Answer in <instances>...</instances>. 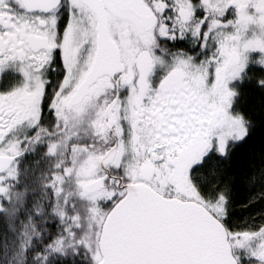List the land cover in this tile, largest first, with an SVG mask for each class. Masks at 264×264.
Here are the masks:
<instances>
[{"label":"snow or ice","instance_id":"snow-or-ice-1","mask_svg":"<svg viewBox=\"0 0 264 264\" xmlns=\"http://www.w3.org/2000/svg\"><path fill=\"white\" fill-rule=\"evenodd\" d=\"M9 66L0 264H264V0H0Z\"/></svg>","mask_w":264,"mask_h":264},{"label":"trees","instance_id":"trees-1","mask_svg":"<svg viewBox=\"0 0 264 264\" xmlns=\"http://www.w3.org/2000/svg\"><path fill=\"white\" fill-rule=\"evenodd\" d=\"M239 104L245 110H248L256 104V101L252 97H248L240 101ZM258 135L259 133H257V137ZM246 147L239 149L238 153L242 155L246 151ZM259 191L258 187L250 188L243 183L234 188L230 199L229 223L231 227L244 229L264 223V199H258L250 203L254 194Z\"/></svg>","mask_w":264,"mask_h":264},{"label":"flooded vegetation","instance_id":"flooded-vegetation-1","mask_svg":"<svg viewBox=\"0 0 264 264\" xmlns=\"http://www.w3.org/2000/svg\"><path fill=\"white\" fill-rule=\"evenodd\" d=\"M157 73V78L159 77ZM23 74L18 68L9 66L0 74V92L10 90L13 86L19 85L23 82Z\"/></svg>","mask_w":264,"mask_h":264}]
</instances>
